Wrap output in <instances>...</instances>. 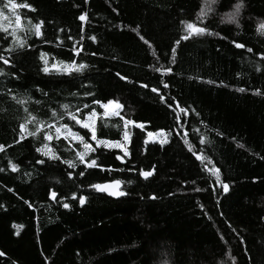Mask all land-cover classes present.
Segmentation results:
<instances>
[{
  "label": "trees",
  "instance_id": "trees-1",
  "mask_svg": "<svg viewBox=\"0 0 264 264\" xmlns=\"http://www.w3.org/2000/svg\"><path fill=\"white\" fill-rule=\"evenodd\" d=\"M5 2L0 10L9 14ZM14 2L36 11L15 10L24 46L13 52L5 50L14 29L0 25L7 29L0 54L11 59V66L0 62L8 73L0 76V264H233L229 257L264 264V35L257 31L264 0H243L235 22L229 17L238 0H217L203 16L204 0ZM29 20L43 21L40 37ZM181 21L208 31L180 40L187 35ZM73 62L86 67H55ZM108 101L121 105L118 115L104 114ZM93 111L98 139L128 133V155L93 146L84 159L97 166L86 167L76 155L82 143L57 138L48 125H67L92 143L68 113L84 121ZM29 113L43 124L28 123L27 131H41L21 140ZM125 120L133 123L125 127ZM148 132L167 140L147 141ZM111 180L124 195L91 187Z\"/></svg>",
  "mask_w": 264,
  "mask_h": 264
},
{
  "label": "snow or ice",
  "instance_id": "snow-or-ice-1",
  "mask_svg": "<svg viewBox=\"0 0 264 264\" xmlns=\"http://www.w3.org/2000/svg\"><path fill=\"white\" fill-rule=\"evenodd\" d=\"M85 2L87 3V0H85ZM216 2H217V0H204L203 7L201 9V16L205 15L207 12L213 11ZM19 7L27 8L30 11H36V9L33 8L29 4L18 5L17 3L14 2V0H6V2L3 5V8L8 9L9 10V13L15 17V28L16 29H21V20H22V17L19 14H17L16 11H15ZM233 7H234V11L231 14V16L229 17V19L232 22H235L236 17H238L239 14H240V10L244 7L243 0H238V2ZM0 18H5L4 17V13H3L2 10H0ZM78 18L81 21H84V20H86V15L82 13ZM28 23L31 25V30H34L35 36L36 37H40L41 36V27H42L43 21H40L39 23H34L33 24L31 22V20H29ZM181 24H184L185 25V28L187 30V35L181 36L180 40H188L194 34L195 35H202V34H204V33H206L208 31L206 27H200V26H197L196 24L191 23V22L181 21ZM237 26H239V25H237ZM0 31L7 32V29L0 27ZM257 31L261 35H264V22H262L261 24H259L257 26ZM209 34H211V33H209ZM11 35L13 37L14 44L12 46H10L8 49L5 50L7 52H13L16 47H23L24 46V42L21 41V40H19L17 38L15 29L12 31ZM140 38L142 40H144V37L143 36H141ZM89 39H92L93 41H95V37H89ZM180 40H176L174 42L175 45H179L180 44ZM144 42L146 44L149 43L147 40H144ZM233 43H234L235 47H237V48H244L245 47V45L242 44V43H237L235 41H233ZM247 50L249 52L252 51V49H250V48L247 49ZM175 54H176V47L174 46L172 48V55H173V57H175ZM43 58H44V56H43V54H41V59H43ZM262 59H264V57H262ZM0 62H2L4 65L11 66V59L8 58V57H5L2 54H0ZM85 67H86L85 64H79V65H77L75 62H73L71 65L68 66L67 70L68 71H81ZM42 71L48 72V67L45 66L42 69ZM156 71H160V69H156ZM165 71L171 72V69L170 68L169 69H165ZM3 75H8V73H6L3 68H0V76H3ZM12 75L14 77L18 78V76L16 74H12ZM117 75H119V74H117ZM120 79H126V77L120 76ZM189 79H192V77H189ZM208 83H212V82L211 81H208ZM142 87H147V85H142ZM164 87L167 88L168 85L165 84ZM152 91L153 92H156L157 89L153 88ZM237 91H241L242 92V91H245V90L244 89H237ZM256 94H260L259 93V90H257ZM12 98L15 99L18 104H21V105H23L24 102H25L24 100L18 99L17 97H12ZM161 98L163 99V97H161ZM96 103H99V102H96ZM113 104H114L113 101H108L107 104H101V107H103L105 109H108V107L110 105H113ZM62 107L67 108L68 106L67 105H63ZM85 107H87V105H85ZM115 107L117 109H119L121 107V105L119 103H115ZM25 111L27 112V109H25ZM180 112H182L185 115H187V112H186V110L184 108H180ZM112 114L113 115H118L119 113L118 112H114ZM53 115L55 116L56 114L54 113ZM90 115L94 117V116H96V112L93 111ZM105 115H107V112L105 113ZM68 116H69V119L75 120L76 124L80 125L82 128L88 129V131L91 133V140L92 141H95L96 147L103 146L105 148H110V147H119L120 146L116 142H112V141L105 140V139H98L97 138V135H96V130H95V128L91 124L81 121L80 119H78L72 113H68ZM121 119H123V117H121ZM32 122H35L37 124H43L42 121H37L36 118L34 116H31V114L29 113L28 119H26L25 122L24 123H21L20 126H19L20 127V139L21 140L25 139L26 138V135L35 137L36 134H37V132H40L41 131V128L40 127H37L35 131H31V132L27 131L26 125L28 123H32ZM124 123H125V127H127V125H129V124H131L133 122L132 121L125 120ZM48 127H49V129H51L52 127H55V125H48ZM62 128L65 129L69 133V135H71L74 139L79 140L83 144V147H84L85 151H83V152L77 151L76 152V155L79 158L80 163L85 164L86 167H95V166H97L96 160L93 159V160H90V161H85V159H84L85 156H87L89 152H95L96 151V148H93L92 145H91V143L85 142L84 141V137L81 136L78 132H72L71 129L68 128L67 125H61L60 127H56L57 138H59V136L61 134V129ZM151 135H152V133H149V136H151ZM44 139L46 141H48V140H51L52 137L47 132H45L44 133ZM124 139L125 140L128 139V133L127 132L124 133ZM202 142H203V138H202ZM16 143H19V141H16ZM43 147L46 148L47 145H44ZM238 147H243V145H238ZM0 149H2V146H0ZM36 151L37 152H40L43 155H49V152H50V150H49V152H45V151H43L42 148H37ZM124 155L125 156L128 155L127 151L124 152ZM49 158L50 159L51 158L59 159V157H54V156H49ZM116 159L121 160L122 158L120 156H117ZM197 159H201V157L197 156ZM62 162L63 163H66L69 168H75L76 167V165L72 161H62ZM37 163H44V161L38 160ZM209 163H211V161H209ZM9 167L12 169V171H16L17 170V165L16 164H13L11 161L9 162ZM3 170L4 169H0V171H3ZM212 172H213V174L216 177V181L219 183V181H220L219 170L213 168L212 169ZM140 174L144 178H147L148 176L152 175L151 172H144V171H141ZM79 175L83 176L84 175V172H80ZM69 176L71 177V173H69ZM112 183L114 185H119L121 182L120 181H114ZM91 187L95 188L97 191H108V194L109 195L120 196V195H124L125 194V193L120 192V191H109V187H110L109 185L95 184V185H91ZM223 190H224L225 193L228 192L229 185L228 184H223ZM9 191H11V189H9ZM52 195L55 196L56 194L53 193ZM72 198L73 199H76L77 198L75 193H73ZM85 199L86 198L84 196H80L79 197V203L81 205H83L85 203ZM0 207H3V206L0 205ZM63 207L65 209H68L70 207V205L68 203H64L63 204ZM5 255L6 254L3 251H0V257L5 256ZM229 259H231L233 261V264H235V258L234 257H229ZM13 264H16V262L13 261ZM221 264H223V261L221 262Z\"/></svg>",
  "mask_w": 264,
  "mask_h": 264
},
{
  "label": "rangeland",
  "instance_id": "rangeland-1",
  "mask_svg": "<svg viewBox=\"0 0 264 264\" xmlns=\"http://www.w3.org/2000/svg\"><path fill=\"white\" fill-rule=\"evenodd\" d=\"M4 17L5 18H0V25L1 26H4V27H10V28L16 29L15 28V17L13 15H11L10 13L9 14L8 13H4ZM68 66L69 65H64V66L55 65L56 68H64V69H67ZM115 103L116 102H114L113 105H110L108 107V109H105V108L102 107L103 110H104V114L107 112V115H110V114H112L114 112H119V109H117L115 107ZM90 114H88L86 116V118H85V120L83 122L89 123V124H91L94 127V123H95V120H96V116L93 117ZM55 127H60V126H55ZM124 133H123V136H122V138L120 140L112 141V142L118 143L120 146L119 147H110V148L119 149L122 154H124V152L127 151V142H128V139L127 140L124 139ZM149 133H151V132H148L147 133V141H157L159 143H164L167 140V135L164 132L152 133L151 136H149ZM60 135L61 136H64L65 138H67V139H69L71 141H75L77 143L80 142L79 140H76L71 135H69V133L65 129H63V128L61 129V134ZM91 142H92L91 143L92 147L93 146H96L95 141H92L91 140ZM81 146H82L83 151H85V149L83 147V144H81Z\"/></svg>",
  "mask_w": 264,
  "mask_h": 264
},
{
  "label": "water",
  "instance_id": "water-1",
  "mask_svg": "<svg viewBox=\"0 0 264 264\" xmlns=\"http://www.w3.org/2000/svg\"><path fill=\"white\" fill-rule=\"evenodd\" d=\"M120 161H123L122 159ZM114 181H119V180H111V181H106V182H103L101 183L100 185H109V191H120V192H123L124 191L121 189L122 188V183H120L119 185H114L112 182ZM99 193H104L105 195H107L108 197H111V198H119L120 196H116V195H109L108 194V191H97Z\"/></svg>",
  "mask_w": 264,
  "mask_h": 264
}]
</instances>
